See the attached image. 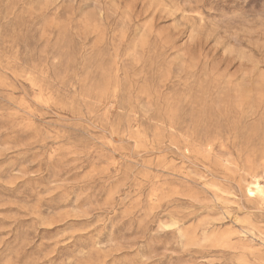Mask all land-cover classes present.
<instances>
[{"label": "rangeland", "instance_id": "rangeland-1", "mask_svg": "<svg viewBox=\"0 0 264 264\" xmlns=\"http://www.w3.org/2000/svg\"><path fill=\"white\" fill-rule=\"evenodd\" d=\"M0 264H264V0H0Z\"/></svg>", "mask_w": 264, "mask_h": 264}, {"label": "bare ground", "instance_id": "bare-ground-1", "mask_svg": "<svg viewBox=\"0 0 264 264\" xmlns=\"http://www.w3.org/2000/svg\"><path fill=\"white\" fill-rule=\"evenodd\" d=\"M261 188V187H260Z\"/></svg>", "mask_w": 264, "mask_h": 264}]
</instances>
